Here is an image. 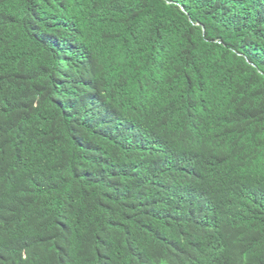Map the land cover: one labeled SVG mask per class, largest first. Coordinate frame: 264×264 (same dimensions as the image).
I'll list each match as a JSON object with an SVG mask.
<instances>
[{
    "label": "trees",
    "instance_id": "1",
    "mask_svg": "<svg viewBox=\"0 0 264 264\" xmlns=\"http://www.w3.org/2000/svg\"><path fill=\"white\" fill-rule=\"evenodd\" d=\"M0 264H264V0H0Z\"/></svg>",
    "mask_w": 264,
    "mask_h": 264
}]
</instances>
